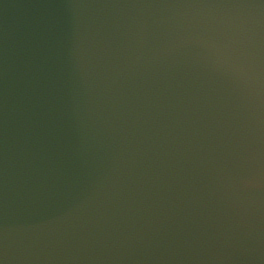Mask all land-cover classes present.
Here are the masks:
<instances>
[{
  "label": "water",
  "instance_id": "obj_1",
  "mask_svg": "<svg viewBox=\"0 0 264 264\" xmlns=\"http://www.w3.org/2000/svg\"><path fill=\"white\" fill-rule=\"evenodd\" d=\"M3 264H264V0H0Z\"/></svg>",
  "mask_w": 264,
  "mask_h": 264
},
{
  "label": "snow or ice",
  "instance_id": "obj_2",
  "mask_svg": "<svg viewBox=\"0 0 264 264\" xmlns=\"http://www.w3.org/2000/svg\"><path fill=\"white\" fill-rule=\"evenodd\" d=\"M0 264H3V261H0Z\"/></svg>",
  "mask_w": 264,
  "mask_h": 264
}]
</instances>
